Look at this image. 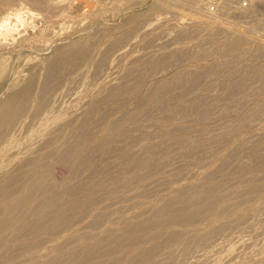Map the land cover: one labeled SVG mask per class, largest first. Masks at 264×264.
Instances as JSON below:
<instances>
[{"label": "bare ground", "instance_id": "6f19581e", "mask_svg": "<svg viewBox=\"0 0 264 264\" xmlns=\"http://www.w3.org/2000/svg\"><path fill=\"white\" fill-rule=\"evenodd\" d=\"M50 1L51 0H25V2H28V5L31 6L30 8H35L34 10H36V7L45 6ZM4 3H10V0H0V4ZM161 4L163 3L158 1L151 7V16L159 11L158 8L159 6L161 7ZM27 8L26 14H28V16L30 15L32 17V20H30L33 21L36 13L34 14L33 9ZM12 12L9 16L0 17V37L4 36L5 39V36H13L14 32L16 35L17 31H19L17 30V28L19 29L17 23L21 25L22 29L23 26L31 24V22H26V20H24L27 17L23 19L20 16V11L14 10V12ZM0 14L3 16L2 14L4 13L0 10ZM10 15L14 16L17 22L16 24L12 25L10 18L13 16L10 17ZM142 18L144 19L145 17ZM164 18L165 17L162 16L154 19L159 21ZM140 19L141 18L137 14H133L127 21V23L132 26V29H134V32L136 30L140 32ZM157 21H155V23H158ZM193 22L197 24L205 23L202 20H194ZM152 24V21L150 23L148 22V27H152ZM118 26L120 27L121 25L119 24ZM113 27L114 26H112V28ZM116 27L117 26L114 28ZM194 27H192L193 30L189 29L188 31L187 28H185L187 31L181 29L182 33L180 34L179 32L181 30L177 33H179V37L181 38H188L189 35H193V32H190V30L194 31ZM198 27L202 28L203 26ZM197 29L199 30L195 29V31L202 30H200V28ZM224 30L223 32L220 30V32L225 34ZM114 32H116V29ZM138 32L136 31V33ZM98 33L99 32L96 33L97 35L95 34L89 38L82 37L80 40L78 39V41L69 42L68 40V43L66 42L64 46L61 45L62 47L56 48V51L52 52L51 56H47L46 59H43L44 61L36 59L39 57L35 55L36 58L34 57L30 60L19 62L20 65H18V67L20 66V69H18L17 66L18 70L15 68L17 71L11 68L14 72H11L14 74V80L12 79L11 83L7 84V87L6 85L5 87L1 86V88H6L3 89V91L0 88V248L3 247V251L0 252V259L7 258L13 261L14 258H17L16 262L18 263H29L35 258H41L40 261L35 264H119L120 262L123 264H143L155 255L157 249L159 250V247L165 243L166 240H164L165 242H162L159 247L156 243H152L151 246L148 245V247L144 248L136 247L140 242L143 243L144 241L156 240L158 236L160 237L164 235V233L167 235L165 237L171 239L172 242L181 240L179 237L180 235L182 237L183 231L175 227L179 226L183 228L189 225L192 226L203 218L220 216L224 212L230 210L231 207L235 208L233 206L240 200L236 201V203L233 201L230 202L228 200L230 195L233 194L241 197L243 194L249 195V193L260 190L263 187L264 169L259 172L256 171L264 164V143L256 146L254 141L257 142V140L260 141L261 139L264 141V131L257 132V134L255 132L254 135L252 134L253 136H248L246 138L248 140L243 139L242 142L240 141L234 144L227 153L216 160L212 168L206 171H202V168L210 166L211 164V160L208 161L205 159L207 158L205 154H211L212 151L214 152V150H217V148L214 149L213 146L229 141L226 133H229L231 130L236 132L243 130L244 132V130L249 128L252 129L259 125L253 124L255 121L251 123L250 117L253 119L264 118V96L259 98L258 101H254V98L262 92L260 91L262 86L260 85L258 88L250 85L252 81H254L253 83H257L259 80L258 78L264 77V65L253 67V71L249 74L241 73L243 75L233 80V82L220 83V86H218L220 88L216 89H213L212 85L209 82L207 83V80L209 81L211 77H217L216 75L219 72L216 68H211L212 65H208L207 67H211L207 68L204 66L205 68H201L197 71L194 70L195 72L193 71L192 73H188L189 71L191 72V70H188V74L185 73L184 76L180 75L182 71L178 74V76L180 75L179 77L176 75V79L173 77L174 80L169 82H163L161 79L153 81L150 85L148 84L149 87L147 86V89L141 92V89L138 90L140 88L138 83H143L140 82L142 79L140 81L137 79L139 81L137 83L136 78L139 77V75L137 77L134 76L135 73L136 75L137 72L140 73L139 69H141L139 65H137V60L131 59L128 61V59H124L127 50H123L125 46L122 45L127 39L123 40L121 37L123 35H108L111 34V31L106 32L105 30L104 34H100L107 37L104 43L101 44L100 47L94 48L96 39H98L99 42L102 41H100L101 38H97ZM144 33H146V30ZM149 34L152 35L151 33ZM149 34L146 33V35ZM21 35H23V33H21ZM146 35L143 36L146 37ZM213 35L217 34H212V36ZM238 40H240V38ZM234 41H237L235 37ZM4 43H6V40L3 41V44ZM126 44L127 43L124 45ZM128 46L130 47V45ZM179 50L177 51L179 52ZM166 52L164 53L165 55L167 54ZM87 53L92 54L88 55L87 60L89 59V64L88 66L86 65L87 67L83 69V72L72 79L61 76L63 74L61 70L62 65H64L67 58L83 57L87 55ZM174 53L173 55H175ZM179 53L180 54L177 53V55H179L178 59L180 57L182 58L185 54V52L182 51ZM241 53H238V59ZM16 55L19 54L17 53ZM165 55H163V57ZM170 55H172V53ZM200 55L201 54H198L197 56L201 59L204 54L202 53L201 57ZM242 55L245 56L244 54ZM246 55L245 57L249 60L252 59L255 61V59H262V57H264V48L261 46L252 48L247 51ZM152 56L154 57V55H151V58H153ZM173 57H176V55ZM23 58H25V56H23ZM151 58L147 59V62H151L152 60L157 61L160 57L158 56V59L155 58L156 60ZM172 58L168 60L166 58L167 61H165V63L170 62L173 64ZM160 59V61H162V58ZM175 59H173L174 63L177 61H175ZM246 59L245 61H247ZM16 60H14V63ZM124 60H127L126 63ZM163 60H165V58ZM122 61L125 64H123ZM229 61L231 62V60ZM234 61L236 62L235 59ZM240 61L241 60H239V62ZM121 62L124 66H121ZM141 63L143 64V61ZM156 64L154 65L156 66ZM162 64H164V62ZM6 66L9 67L8 63ZM10 66L13 67L12 61ZM9 68L7 71H9ZM153 68L155 69V67ZM240 68L242 69V66ZM220 69L221 68H219V70ZM25 70L27 73H23ZM141 70L143 71V68ZM153 70L152 73L150 72L151 70H149L152 74V79L155 75L153 74ZM4 71L5 69L2 70V72ZM142 71L140 74L144 72ZM234 71L233 69L232 72ZM8 73L9 72L1 73L2 75H0V78L3 77V74L4 77H6L5 74L8 75ZM173 73H175V71ZM170 75L172 76L173 74L171 73ZM10 76L12 77V74ZM95 76L101 77L100 83H94L96 85L98 84V89L93 91L88 90V92L85 91L83 93H80V91L78 92L79 94H76L75 92L77 89L74 88V90H71L75 91L73 92V94L75 93L74 96L72 92V95L68 93L69 90L66 88L68 84L72 83L75 85L77 80L81 83L82 80L84 81V79L88 77L92 79V77L94 78ZM133 76L136 78L133 79ZM99 78L97 79L98 81ZM256 78L258 79L257 82L254 80ZM91 79L89 80L91 81ZM0 80L2 81V79ZM91 83H93V81ZM72 84L69 87L71 89L73 88ZM184 84L185 86H183ZM96 85L95 87H97ZM61 86L62 89L55 91ZM68 94L73 97L68 96ZM66 95L72 98V105L66 104L68 107L64 112H62V109H64L62 107L61 110H56V108L63 105L60 104L58 107L57 102ZM64 100L66 99H62V101ZM62 101L59 102L61 103ZM130 104H133V106L135 105L137 108L140 106L141 108L138 112L131 114L130 122H127L128 124L126 126L123 127L122 125V128L117 130L121 127L118 124L120 120H123L127 116L126 114L130 112V110H126V107ZM133 106L129 108H133ZM243 107H246L244 112H240L241 114L236 117L226 119L225 122H218L215 125H203L200 127L190 124H202L216 116L219 119L221 116L218 117V115L225 117L231 113H236L237 110ZM119 110H123V112L118 113L120 114L118 115L119 117L110 119L107 126V128L109 127V131L114 129L115 131L111 134H109L110 132L102 133V128L105 127L100 128L99 126H101L100 123L103 125L107 117L106 114L109 115L110 112L113 113ZM131 110L134 112V109ZM178 116H185L187 120H190V123H185V117V119L183 118L185 122L183 120V122H178L179 118L176 120ZM253 119H251V121ZM104 126L106 125L104 124ZM193 129H197L199 132H197L198 134H196V136L185 134L187 132L191 133ZM216 129L224 130L225 132L215 135L209 134V132ZM204 134H208V136L206 137ZM201 136L205 137L202 139ZM235 136L237 137V135ZM155 138L159 140V142H157ZM253 138L257 140H253ZM200 139L207 141L210 139L212 140L206 142L205 144L207 145L204 144L200 147L197 146L198 144H202L200 143ZM123 140H133L139 143L136 148L130 149L127 147V150L121 145L123 143H121V141ZM128 143L130 142L128 141ZM208 143L210 144L208 145ZM246 149H250L251 151L246 152ZM260 150H263V152ZM244 151L246 154H244ZM117 154H120V157H117ZM201 154H203V156H201ZM78 158H82L84 165L81 164L83 166L86 167L89 165L87 167L88 169L83 171L85 168L80 165L81 168H83H79V170H82V173L80 172L81 170L79 172L77 171L75 176L77 173L81 174L76 177L74 176V180L71 179L72 181L67 182L61 191L57 189V191H55L54 188L56 185H54V181L52 182L49 177L47 167L52 163L60 162L64 164V162L66 163L69 159L73 161L71 162L73 164ZM95 158H100L99 162L92 163ZM109 158H111V160L107 161ZM195 160L202 162L199 168V174H201L199 179L196 182H181L179 184H174L181 180L174 172L180 169L183 170V168H189L192 163L194 164L196 162ZM199 161L197 163H199ZM74 164L78 166V164ZM72 168L73 167L70 169L68 168L70 171L68 175H72L71 171L75 170ZM198 171L199 170H197V172ZM167 172H170L168 177L163 176ZM197 172L196 170L193 172L195 176ZM244 174H247V176L243 177L245 176ZM65 179L62 178V181ZM121 179L124 180V182L121 186H119L120 184L117 186H119V188L126 187L127 190L123 191L121 188L120 191L122 190V194H125L123 197L126 196L125 198L129 200H138V198L142 196L147 198L146 195L149 198L160 194V197L156 199V201H149L139 212L130 214L128 217L124 218V220L122 219L123 221L121 220L122 222H120L119 225H113L112 222L119 218H114L112 216L115 215L114 213H116L117 210L111 207L112 205L114 206L113 203H115L119 197H112L110 201L115 199V201L112 200L114 201L112 204V201H106L110 197L109 194L112 189L106 188L109 185L113 186L118 180L121 182ZM236 183H241V185L231 189V186ZM228 187H230V189H228ZM115 188L118 189V187H114L113 191H118ZM101 190L104 191L94 196H89ZM116 191L112 193L116 194ZM119 193L118 195L121 194ZM249 197L250 196H248L247 199ZM70 198L82 201V205L79 206L80 209L76 207L75 204H71L69 201ZM241 201H244V198L241 199ZM245 202L246 201H244V203ZM142 204L144 205L143 201H134L130 206L133 207ZM76 205H80V203ZM130 206H125V208L130 210L128 209ZM111 216L114 219L112 218V220L109 221V225H104L108 223L106 218L110 220ZM84 219L86 220L84 221ZM203 220L201 222H203ZM114 224H116V222ZM207 226L208 225H205L206 228ZM220 227L221 226L217 225V227L214 228L213 226V229L209 230L207 233L205 232L203 235L201 234V236H199L200 239H209V236L215 235ZM82 229H92V231L100 230L93 232V234L88 233L89 235L85 232V235L83 232L78 233ZM200 229L202 230V228ZM68 231L70 233H68ZM64 233H66L65 236L63 235L59 241L57 240L56 244L50 243L45 249L42 248L43 251L45 250L43 253H41L39 249V251H35L38 245L40 246L42 243L46 245L47 242L51 241V239L47 238L48 236L53 237ZM185 233H187V231ZM191 236L193 235L190 234L189 238ZM145 244L146 243L143 245ZM20 251L23 253H20ZM128 254H130L129 257H127ZM103 257L106 258L105 260L103 259V262L98 260ZM19 258L22 259L21 262L18 261L20 260ZM7 259L6 262L10 264L11 261L8 262ZM225 259L227 260V258ZM222 260L223 259H221V261ZM3 262L0 264H4Z\"/></svg>", "mask_w": 264, "mask_h": 264}, {"label": "rangeland", "instance_id": "374dc122", "mask_svg": "<svg viewBox=\"0 0 264 264\" xmlns=\"http://www.w3.org/2000/svg\"><path fill=\"white\" fill-rule=\"evenodd\" d=\"M158 1H161V3H163V4H161V7L159 6V8H158L159 11L155 12V14H153L151 16L150 9ZM212 1L213 0H51L45 6L36 7V10H34L35 8L33 9V7L30 8L31 6L28 5V2L26 3L25 0H10V3L0 4V10L4 13V14H2L3 16H1V14H0L1 18L4 16H9V14L12 11L14 12V10H18V11H20L19 12L20 16L23 19L27 17L26 19H24V20H26V22H28V21L31 22V24H30L31 26L28 24V25L23 26V29H22L21 25L16 22L14 16L12 15L13 16L12 17L10 15V17H12V18H10L12 25L17 23V26H19V29L17 28V30H19L20 32L17 31L18 34L16 33V35L14 32L13 36H5L6 39L4 38V36L0 37V42L2 41L0 43V45L3 44V41H5V40L7 43V44L4 43L3 45L0 46V53H1L0 54V60L2 59L4 61V62L2 60L0 61L1 62L0 63V75H2L1 73H7V72L10 73V74L8 73V75L5 74L6 77H4V74H3V77L1 76L2 78H0V79H2V81L0 80V83H2V84H0V88H1V86L5 87V85L7 87L8 86L7 84H10L12 79L14 80L15 77H13L14 72L12 71V69L16 70L18 65H20L19 62H21L23 60H25V61L30 60V59L34 58L35 55L37 57H39V58L35 57L36 59L44 61L43 59H46L47 56L48 57L51 56L52 52L56 51V48L64 46L66 42L68 43V40L70 42V41H76V40L78 41V39L80 40L82 37L83 38H89V37L95 35L97 32H99L97 38H99V39L101 38L100 41L101 40L102 41L99 42V40L96 39V44H95L94 48L100 47L101 44H103L105 39L107 38L105 35H100V34H104L105 30H106V32L111 31V34H108V35H118V36L123 35V36H121L123 38V40L127 39L123 42V45H122V46H125L123 50H125V51L127 50L126 51L127 54H126V57L124 59H128V61L131 59L137 60V65H139V68H141V69L143 68V71H144L143 72L141 69H139L140 73H141V71L143 73L140 74L137 72V75H136V73L134 75L136 77L139 75V77H137V78L135 77L137 83L142 79V81H140V82H143V83H138V85H140L139 86L140 88L138 90L141 89L140 90L141 92H143L145 89H147L149 87V85L151 84V82H153V81H157V80L161 79L163 82H165V81L169 82V81L176 79V75H177V77H179L180 75L184 76L185 73L186 74L192 73L194 70L197 71L201 68L207 67L208 65H212V67L209 66L207 68H210V67L213 69L216 68V70L219 73L216 75L217 76V77H215L216 79L214 77H211L209 79V81L207 80V83L209 82L212 85L213 89L220 88V87H218V86H220V83L224 84L225 82H231V81L233 82V80L238 79L239 76H241L243 74L251 73V71H253V69H254L253 67H256L259 65H264V57H262V59L260 58L259 60L255 59V61H253L252 59L249 60L247 57H245V56H247L246 55L247 51L251 50L252 48L259 47V46L264 48V0H248L246 6L240 5L239 0H234L233 3L229 4V5L220 4V8L218 9V12L215 14V16L212 18L211 17L207 18L205 16V12H204L205 8L204 7H206V4L210 5ZM27 7H29L31 10L33 9L34 14L36 13L35 17H34L35 19L33 18V21H31L32 17L30 15L28 16V14H26V10L28 9ZM133 14H137L141 18L140 19L141 22H139V29H140L141 34H140V32H138L139 30H136L138 33H136V31L134 32V29H132V26L127 23L129 17ZM155 15H158V16H155ZM148 16H149V18H148ZM162 16L165 18L161 19L159 21L154 19V18H159ZM142 17H145V18L143 19ZM143 20H144V22H143ZM194 20H202L205 23L197 24V23L193 22ZM151 21L153 22V24L151 25L152 27H148V22L150 23ZM155 21H157L158 23H155ZM143 23H144V25H143ZM119 24L121 25L120 26L121 29L118 26ZM197 25L203 26V27L201 28V27H198ZM112 26H114V27L117 26V27L112 28ZM191 26L192 27L196 26V27H194V31H191V30H193V28ZM185 28H187L188 31H189V29H191L190 32H193V35L192 34L189 35L188 38L187 37L186 38L179 37V33H177V32L181 29L185 31L186 30ZM197 28H200V30L201 29L202 30L201 31H195V29L199 30ZM115 29H116V32H114ZM214 29H216V30H214ZM226 29H227V31H226ZM145 30H146L147 34L151 33L152 35H150V34L146 35V33H144ZM182 30L179 31L180 34L182 33ZM218 30H219V33H218ZM220 30H222L221 32H223V30H224L225 34L221 33ZM75 32H77V33H75ZM209 32H213V33H209ZM21 33H23V35H21ZM197 33H198V35H197ZM212 34H217V35L212 36ZM143 35L144 36L146 35V37H144ZM125 36H127V37H125ZM234 37H235V40H237V41H234ZM236 38H238V39L240 38V40H238ZM248 38H250L251 40ZM13 39H14V41H13ZM236 42H238V43H236ZM11 43L12 44L14 43V44L12 45ZM125 43H127V44L124 45ZM233 44H234V46H233ZM128 45H130V47ZM2 46L5 48H3ZM7 46H9V47H7ZM126 47H128V48H126ZM179 49L182 52H185L184 55H187V56L183 55L182 56L183 59L181 57L178 59L179 55H177V53L180 54L179 52H181ZM177 50H179V52ZM3 51H4V53H3ZM243 51H245L246 53ZM20 52H21V54H20ZM165 52L167 53L166 55L164 54ZM170 52L172 53V55H170L171 54ZM174 52H177V53H174ZM205 52H206V54H205ZM17 53L20 56L16 55ZM173 53L176 55V57H173V56H175V55H173ZM202 53L204 54L203 56H205V57L202 56ZM238 53L239 54L241 53V55L244 54L245 56L240 55V58L238 59L237 58V56L239 57ZM89 54H92V53H89ZM89 54L87 53V55H85L83 57H69V58H67L64 65H62L61 70L63 71V74L61 76L65 77L67 79H72L74 77H77L81 72L84 71L83 69L88 66V64H89L88 60L89 59L87 60V58H88ZM162 54L165 56L163 57ZM198 54H201L200 55V57L202 56L201 59L199 58V56H197ZM207 54H209V55H207ZM151 55H154V57L152 56L153 58H151ZM23 56H25V58H23ZM158 56L160 58H162V61H160L161 60L160 58L158 59ZM16 57H17V60H16ZM19 57H20V59H19ZM242 57H243V60H242ZM150 58L151 59L156 58L158 60L157 61L152 60L151 62H147V59H150ZM164 58H165V60H163ZM166 58H167V60L169 58H172L173 64H171L170 62L165 63V61H167ZM197 58H198V60H197ZM18 59H19V61H18ZM173 59H175V61L176 60L177 61L174 63ZM204 59H206V60H204ZM234 59L236 60V62L234 61ZM245 59L247 61H245ZM14 60H16L15 63H14ZM229 60H231V62ZM239 60H241V61L239 62ZM11 61H12L13 67L10 66ZM126 61L124 60L125 63H126ZM142 61H143V64L141 63ZM158 61H159V63H158ZM201 61H202V63H201ZM224 61L226 62V64ZM84 62L87 64H85ZM122 62L120 64H121V66H124L123 64H125V63L123 62V64H122ZM163 62H164V64H162ZM243 62H245V63H243ZM7 63H8L10 68L6 66ZM140 63H141V65H140ZM156 63H158V64H156ZM154 64H156L157 67ZM215 64H217L218 66ZM239 64L242 66V69L240 68L241 66ZM174 65L175 66L177 65V66L175 67ZM227 65L228 66L230 65V66L228 67ZM153 67H155L156 70ZM194 67H197V68H194ZM217 67H218V69H217ZM3 68L5 69V71H7L9 68V71L2 72V70H4ZM219 68H221V69L219 70ZM230 68H231V70H230ZM232 68L235 71L237 69V71L232 72V70H233ZM18 69H20V66L18 67ZM149 70H151L150 71L151 73L153 70V74H155L154 75L155 77L153 76V79L151 77L152 74L149 72ZM188 70H191V72L190 71L188 72ZM238 70H240V71H238ZM263 70H264V68H263ZM147 71L149 74L147 73ZM174 71H175V73H173ZM182 71L183 72L185 71V72L183 73ZM11 72H13V73H11ZM23 73H27V71L25 70ZM171 73L173 74L172 76L170 75ZM241 73H243V74H241ZM11 74H12V77L10 76ZM178 74H180V75L178 76ZM219 74H221V75H219ZM8 76H10V77H8ZM134 76H133V79H135ZM145 76H146V78H145ZM228 76L230 79L228 78ZM173 77H174V79H173ZM98 78H99L98 76H95L94 78L92 77V79H91V77H88L87 79H84L85 82L82 80L83 83H82V81L80 83V81L77 80L75 82V85L71 83L72 87H73L72 89L69 88L71 86V84H68V86L66 87V88H68L67 90L70 91V92L68 91V93L71 94V92H72V94H73V92H75V91H71V90H74V88L77 89L75 92L76 94L80 91H81L80 93H83L85 91L88 92V90L93 91L95 89H98V84L97 85L94 84L96 82L100 83L101 77L99 78V81L97 80ZM147 78H149V79H147ZM186 78H187V76H186ZM257 78L254 79V80H256L255 82H257L258 79L260 81L261 80L262 81L260 82L258 80L257 83H253L254 81H252V83L250 85H252V87H258V88L261 85L262 88L264 89V87H263L264 86V80H263L264 77L263 78L261 77L258 79ZM89 79H91V81ZM210 80H211V82H210ZM92 81H93V83H91ZM183 83H184V81H183ZM215 83H218V84H215ZM185 84H186V81H185ZM185 84L183 86H185ZM95 85L97 87H95ZM142 85H144V86H142ZM62 86L60 88L56 89L55 91H59L60 89H62ZM3 87L1 88L2 91H3V89H6ZM142 88H143V90H142ZM199 89H201V88H199ZM261 89H260V91H262V92L259 93V95L254 98V101H258L259 98H262V96H264V91H263V89L262 90ZM74 94H73V96H74ZM71 95L68 94V96L73 97ZM66 96H64L62 98V99H66V100H64V101H62V99L59 100V101H62L63 103L62 102L60 103L59 101H58L59 103L57 102L58 107L60 104L61 105L63 104V105L60 106L59 108H56V110H58V109L61 110L62 108H64V109H62V112H64L65 109L68 107V106H66V104L69 105L72 103V101H73V100H71L72 98H70L68 96L66 97ZM70 100H71V102H70ZM132 106H133V104H130L126 107V110H130V112H128V114H126L127 115L126 117L124 115V117H125V118L123 117L124 121L120 120V122L118 124L121 127H119L118 129L116 128L117 130L122 128V125H123V127L126 126L130 122L129 120L131 118V114L138 112L139 109L141 108L140 106L137 108V107H135V105L133 106V108H129ZM134 107L137 109H135ZM131 109H134V112ZM245 110H246V107H243V108L237 110V112L235 111L236 113H231L225 117L222 115H218V117L221 116V118L219 117V119H218L216 116V117H214V118H212V119H210V120H208L202 124L190 123L189 122L190 120H187V118L185 116H178L176 120H178V118H179L178 122H180L185 117L186 119L185 118L184 119L186 122L184 120L183 121L187 124H189V123L194 124V126L200 127L203 125H213V124L215 125L218 122H225L226 119H228V118L236 117V116L240 115L242 112H244ZM120 112L122 113L123 110H119L117 112L114 111L113 113L110 112L109 113L110 116L108 114H106L107 117L105 116L106 118H105V121L103 122V125L100 123L101 126H99L100 128L105 127V128H102L103 129L102 133H104V132L109 133L110 132L109 134H111L112 132L115 131V129L109 131V127L107 128V126L109 124L108 121L112 118L119 117L118 115H120V114H118V113H120ZM223 119H225V120H223ZM251 119H253V118L250 117L251 123H253L255 121L253 124H259V125L253 127L252 129L249 128L247 130H244V132H243V130H240L239 132L231 130L229 133H226L227 139H229V141L228 142L225 141L222 144L213 146V148L214 149L217 148V150H214V152L212 151L211 154L209 153L210 155L205 154V155H207V158H205V159L208 161L211 160L210 161L211 164H210V166L202 168V171H206L207 169L212 168L214 166L216 160L220 156H222L223 154L227 153V151L230 150V148L234 144H237L240 141L242 142L243 139H246L248 136L249 137L253 136L255 134V132L257 134V132L259 133V132L264 131V129H263L264 124H262V123H264L263 117L259 118V119L254 118L252 121H251ZM104 124L106 126H104ZM197 132H198L197 129H195V130L193 129L191 133L187 132L185 134L196 136V134L199 133V132L198 133ZM221 132H225V131L216 129V130H213L212 132H209V134L215 135V134H218ZM249 133H251V134H249ZM241 134H243V135H241ZM204 135L206 137L208 136V134L207 135L204 134ZM235 135H237V137ZM205 136H201L202 139ZM238 136H239V138H238ZM130 140L121 141V143L123 142L121 145H123V147H125L127 150H128L127 147H129L130 149L136 148L137 144L139 143V142L132 140L134 142L133 143ZM155 140H156V138H155ZM210 140H212V139H210ZM210 140H208V141H210ZM246 140H248V139H246ZM246 140H244V141H246ZM253 140H257V139L253 138ZM128 141L131 144L128 143ZM153 141H154V138H153ZM156 141L159 142V140H156ZM201 141H203V142H201ZM208 141L200 139V143H202V144H198L197 146L202 147V145H204ZM260 141L257 140V142H259V143L254 141L255 145L259 146V144L261 145V143H264V141H262V139ZM209 144L210 143H208V145ZM205 145H207V144H205ZM130 146H133V147H130ZM204 147H207V146H204ZM250 149H248L249 151L246 149L247 150L246 152H250L251 151ZM260 151L263 152V150H260ZM246 152L244 151V154H246ZM262 152H260V153H262ZM201 156H203V154H201ZM239 156H240V154H239ZM117 157H120V154ZM99 160H100V158H95L92 163H96L97 161L99 162ZM109 160H111V158L107 159V161H109ZM78 161H80V162H78ZM198 161H196L194 164L192 163L193 165L191 164L192 166L190 165L189 168H185V169L183 168V170L182 169L176 170L174 173L177 174V176H179L181 180L177 183H174V184H179L181 182H196L199 179V177L201 176V174H199V172H200L199 168H200V165L202 162L199 161V163H197ZM67 162L66 163L64 162V164L63 163L61 164L60 162L59 163H52L49 165V167H47L49 177L51 178L52 182L54 181L53 182L54 185L57 186V187L55 186V188H54L55 191H57V190L61 191L63 189V186L67 182L74 180V178L77 175H80L82 173L81 169L85 168L83 171H86V169H88L87 167L89 166L88 164H87L88 166H86V167L83 166L84 162H83L82 158H80V159L78 158L74 162V163L78 164V166L75 165L74 163H73L74 164V166H73V164L71 163L73 161H71V159H69ZM80 165L83 168H81ZM66 166L69 169L71 167H73L72 169H75L74 171L71 169L72 175H68V174H70V171L68 170V168ZM74 167H76V168H74ZM79 168H81L80 169L81 171L79 170ZM263 169H264V164L262 167H259L256 172H259ZM54 170H55V172H54ZM195 170H196V172H197V170H199L196 173V176L193 173V172H195ZM77 171L78 172L80 171L81 173L80 174L77 173V175L75 176ZM177 171H179V172H177ZM169 173L170 172H167L163 176L168 177ZM50 174H51V176H50ZM189 175L191 178L192 177L193 178L191 179L189 177ZM52 176H54V177H52ZM64 176H66L67 178ZM70 176H71V178H70ZM246 176H247V174L243 177H246ZM62 178H64V179L66 178L67 179V180L65 179L66 182H65V180L62 181ZM69 178H70V180H69ZM122 179H125V178H122ZM122 179L120 180L121 182H119V180H118V182L117 183L115 182L113 186L109 185L106 188V189L112 188L111 193L109 194L110 197L108 196L109 198L106 201H110V199L112 197L113 198H115L117 196L119 197V198L117 197L118 199L116 198L118 200V201L116 200V202H115L116 204L113 203L115 201V199H112V200H114V201L111 200L112 202L110 201L111 204L112 203L114 204V206L112 205L111 208L117 210L116 213H114L115 215H112V216L114 218H116V217L119 218V219H116V221L112 222L113 225H119L120 222H122L124 220V218L128 217L130 214L139 212L141 209H143L147 205V203L149 201H156V199H158L160 197V194H157L153 197L151 196L149 198L146 195L147 198H144L145 196L144 197L142 196V197L138 198V200L137 199L136 200L135 199L129 200L128 198H125L126 196L123 197L125 194H122V192H121L122 190L120 191V189L122 187L119 188V186H121V184L124 182V180H122ZM263 182H264V180H263ZM241 183L234 184L233 186H231V189H233L236 186L241 185ZM117 185H119V186H117ZM114 187H118V189L115 188L118 191H116V190L113 191ZM263 187H264V184H263ZM263 187L260 190H256V191L249 193V195L243 194L244 196L242 195L241 197L235 196L233 194L230 195L228 197V200L230 202L233 201L236 203V201H238L239 199H240L239 200L240 202L238 201L239 204L237 203L235 206H233L235 208L231 207L230 210L224 212L220 216L203 218L204 220L201 219L198 221L200 223H198V222H197L198 224L194 223L195 225L193 224L192 226L189 225V226H186L183 228L179 227V226L175 227V228L183 231L182 237H181V235L179 237L181 240H177V241L173 240L175 242H172L171 239H167L165 237L167 235L164 233V235H161L160 237L158 236L157 237L158 239L156 238V240L154 239L152 241H144L143 243L140 242L138 244V246H136V247H138V248L143 247L144 248V247H148V245L151 246L152 243H156L157 246L159 247L160 244H162V242H165L164 240H166V242L163 243L159 247V250L157 249V252H155V255H153V257L151 259L147 260L143 264H264V188ZM122 189H123V191L127 190L126 187L122 188ZM228 189H230V187H228ZM102 191H104V190L92 193L89 196H94L95 194L100 193ZM115 191H116V194H114ZM119 191L121 194L119 193ZM112 192H114V193H112ZM117 192L120 195H118ZM126 192H124V193H126ZM120 196H122V197H120ZM248 196H250V197L247 199ZM243 198H244V201H246L245 203H244V201H241V199H243ZM245 198L249 201H247ZM69 201L71 202V204L72 203L75 204L76 207H79L82 205L81 204L82 201L77 200V199H71L70 198ZM78 201H80V202H78ZM134 201L135 202L136 201H140V202L143 201L144 205L142 204L143 206L142 205L133 206V207H135V208H133L130 205ZM77 203L78 204L80 203V205H76ZM125 206H130L128 208L130 210H127L125 208ZM79 209H80V207H79ZM112 216H111L110 220H108L109 218L108 219L106 218L108 223H105V222H107V221H105L104 225H106V224L109 225V221H111L113 218ZM85 220L86 219H84V221ZM202 220L204 223L201 222ZM82 222H83V220H82ZM115 222H116V224H114ZM222 223H224V224H222ZM205 225H208L207 228L205 227ZM217 225L222 227V228L221 227L219 228L220 231L218 230L215 235L209 236V239H207L206 237H208V236H206L205 238L207 240L206 239L205 240L200 239L199 236H201V234L203 235V234H205V232L207 233L209 230L213 229V226L215 228V227H217ZM199 227L202 228V230ZM203 228H204V230H203ZM87 229H82L78 233H81V232L85 233L86 232L87 234L88 233L93 234V232L100 230V229H98V230L92 231V229L91 230H87ZM196 229H197V231H196ZM186 231H187V233H185ZM68 233H70V232L68 231ZM86 233H85V235H86ZM65 234L66 233L58 235V236H53V237L48 236L47 238L51 239V241L47 242L46 245H44L45 243L44 244L42 243V245H40V246L38 245L37 247H39V248L36 247L35 251L40 250V252L43 253L45 251V250L43 251V249H45L46 246H48L50 243L56 244L57 240L59 241V239L61 237H63V235L65 236ZM190 234L193 236H191L189 238ZM196 234H197V236H196ZM53 238L56 240H54ZM192 239H193V241H192ZM184 241H185V244H184ZM186 241H187V243H186ZM167 242H170V243H167ZM144 243H146V244L143 245ZM41 249H42V251H41ZM2 251H3V247L0 248V252H2ZM21 252L22 251H20V253ZM163 253H165V254H163ZM0 255H1V253H0ZM129 256H130V254L127 255V257H129ZM224 257L227 258V260ZM4 259H0V260H2V261H0V263L5 261L3 263L8 264L6 262L7 258L5 260ZM40 259L41 258H35L34 260L30 261L29 263L28 262H26V263L21 262L22 259L18 260L21 262V263H18V262H16L17 258H14L13 261L7 259V261L8 262L11 261V263H13V264H35V263H38L40 261ZM103 259L105 260L106 258L103 257L102 259H98V260L99 261L101 260V262H103L104 261ZM221 259H223L224 261L222 260L223 261L222 262ZM14 260H15V262H14ZM155 261H157V262H155ZM119 264H123V263L120 262Z\"/></svg>", "mask_w": 264, "mask_h": 264}, {"label": "built area", "instance_id": "2783aa9c", "mask_svg": "<svg viewBox=\"0 0 264 264\" xmlns=\"http://www.w3.org/2000/svg\"><path fill=\"white\" fill-rule=\"evenodd\" d=\"M225 1V2H224ZM234 0H213L210 5L206 4L205 8V16L207 18H212L215 16V14L218 12V9L220 8V4H232ZM240 5L246 6L248 0H239ZM228 3V4H227Z\"/></svg>", "mask_w": 264, "mask_h": 264}]
</instances>
